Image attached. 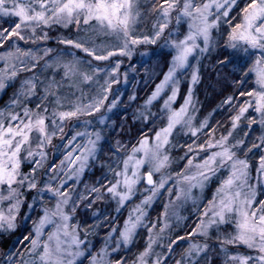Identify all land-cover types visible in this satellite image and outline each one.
Masks as SVG:
<instances>
[{"label": "snow or ice", "instance_id": "snow-or-ice-1", "mask_svg": "<svg viewBox=\"0 0 264 264\" xmlns=\"http://www.w3.org/2000/svg\"><path fill=\"white\" fill-rule=\"evenodd\" d=\"M137 56L155 68L163 56L167 70L129 115L137 97L125 101L121 87ZM205 61L233 88L221 102L227 128L212 114L197 120ZM9 88L0 235L31 226L20 247L0 250V264H168L186 237L174 264H264V0H0V93ZM129 120L147 131L123 139ZM177 133L191 143H174ZM177 148L186 162L172 171ZM98 162L102 176L85 181ZM188 202L195 227L173 237L175 208ZM142 228L145 247L129 261L121 250Z\"/></svg>", "mask_w": 264, "mask_h": 264}, {"label": "trees", "instance_id": "trees-1", "mask_svg": "<svg viewBox=\"0 0 264 264\" xmlns=\"http://www.w3.org/2000/svg\"><path fill=\"white\" fill-rule=\"evenodd\" d=\"M139 66V67H137ZM137 72L134 75V78L132 76L131 82L129 87L127 88V92L123 99L127 100V95L131 94L133 91H135L136 94V100L134 102H131V107L128 108L129 115L135 110V108L142 104L144 100L147 98L148 95H150L151 91L154 89L157 81L162 77L163 73L167 70L165 67V58L161 56L159 60V69L158 74L154 78H150L146 80L145 73H144V67H141V62H139V65H136ZM228 70L224 69L223 72L226 73ZM130 81V80H129ZM219 81V82H218ZM186 85L187 81L185 80L181 84V95L178 99V103H181L183 101V94L186 92ZM12 89L9 88L6 92L0 93V106H3L4 103H6L9 99V96L11 95ZM196 92V98L198 99L199 103L197 104V107L199 109L198 113L200 115H209L212 114V124H215L217 121L221 122L225 128L228 127V116H229V109L227 106H223L221 104L222 100L229 94H232L233 88L231 86V82L228 80H224L222 78V75H218L217 71L214 69L211 61H205L204 65L201 69V81L199 84L195 87ZM160 107V103H156L155 106L152 108L153 112H156ZM221 109V110H219ZM215 110V111H213ZM114 119H117L119 122V117L114 116ZM158 126H162L161 122H157ZM144 130L147 131V128L145 125L141 123H133L131 120L128 121L127 127L125 129V134L123 136V139L126 140H135L140 131ZM223 130V129H221ZM119 132H116L113 134V138H119L118 136ZM203 137H201V140ZM182 154L181 152H179ZM102 160L105 159V157L101 158ZM185 163V160H181L177 163L176 170H179L183 167ZM105 169L98 167V164L93 167L91 170L86 171L84 175V180H90L94 181L98 177L102 175ZM214 180L209 184L208 190H212V188L215 186ZM112 206H109L107 209H104V211H111ZM161 209V205L157 204L155 208L151 210V218L156 217L159 215ZM113 214V213H112ZM123 215L119 217L120 222H123ZM89 223H91V219H89ZM30 222L22 225L14 234H4L0 235V250L8 249L13 246L20 247L21 245L17 244V241L22 238L24 234L30 229ZM106 230L101 229L100 235L104 234ZM187 231H190V228L188 227ZM147 240V231L146 229H140L139 235L137 236L135 243L127 249V251L123 250L121 251V254L126 255L129 261L133 260L135 256L138 254L139 251H141L145 247V243ZM94 244L99 246V241L97 239H93ZM27 243L26 241L24 242ZM169 261V260H168Z\"/></svg>", "mask_w": 264, "mask_h": 264}, {"label": "rangeland", "instance_id": "rangeland-1", "mask_svg": "<svg viewBox=\"0 0 264 264\" xmlns=\"http://www.w3.org/2000/svg\"><path fill=\"white\" fill-rule=\"evenodd\" d=\"M146 59V58H145ZM139 62H140V57L139 56H137V57H135L134 58V60H133V63H135L136 65H139ZM155 64H156V61L154 60V61H152V62H149L148 64H147V67H144V75H145V78H146V80H148V79H152V78H154L157 74H158V69L159 68H155ZM127 67V62L125 63V65H124V67H122V71L124 70V68H126ZM137 67H139V66H137ZM155 68V71L153 72V69ZM134 75H135V73H130L129 74V84L128 85H126V86H122L121 87V91L122 92H124L125 94H126V92H127V88L129 87V85H130V82H131V78H132V76L134 77ZM160 79H162V77L160 78ZM159 79V80H160ZM159 80L157 81V83H159ZM156 83V84H157ZM196 87V86H195ZM186 93V92H185ZM185 93L183 94V96L185 95ZM182 93H180V95H181ZM163 95V94H162ZM195 96H196V92H195ZM180 97V96H179ZM179 97L177 98V101L175 102V104L173 105V107H179V105L181 104V103H183V101L181 102V103H178L177 104V102H178V99H179ZM159 103H160V105L163 103V99L161 98L159 101H158ZM158 102H154V105L156 104V103H158ZM200 109V108H199ZM219 110H221V109H219ZM228 113L230 114V110L228 111ZM205 116H208V115H200L199 113H197V120H199V119H203ZM212 119H213V116H211V121L210 122H212ZM159 122V121H158ZM160 123V122H159ZM162 124V123H161ZM163 126V125H162ZM79 130H82V129H79ZM116 132H119V129H117V131ZM115 138V137H114ZM113 138V139H114ZM174 143H178V144H180V145H183V144H185V143H191V139L188 137V136H184V135H182V134H179V133H177L176 134V136H175V140H174ZM179 152H181L182 154H180ZM171 155L176 159V163L172 166V171H179V170H176L175 168L177 167V163L179 162V161H181V159H179L181 156H183L184 155V149L183 148H177L176 150H174L172 153H171ZM105 159H107V157H105ZM186 162V161H185ZM98 164V167H99V162L97 163ZM105 171V170H104ZM104 173V172H103ZM102 173V174H103ZM102 176V175H101ZM100 176V177H101ZM99 178V177H98ZM96 180V179H95ZM94 180V181H95ZM87 182H89V183H92V182H94V181H90V180H86ZM214 182H215V184H216V181H215V179H214ZM210 184V183H209ZM216 186V185H215ZM215 186L212 188V190L215 188ZM208 187H209V185H208ZM208 187H207V189L205 190V192L203 193V196L205 197V198H210L211 197V192H212V190H208ZM196 194V190H194V195ZM167 199V197L165 196V197H161L158 201H156V203L153 205V207H152V209L153 208H155L156 206H157V204H160L161 205V209H160V213L163 211V203L165 202V200ZM135 202H138V199L135 201ZM131 206L132 205H129L128 207H125L124 209H122V211H121V213L119 214V217H121L122 215H123V219L127 216V214H128V211L130 210V208H131ZM151 209V210H152ZM102 210H104V209H102ZM175 211L177 212V214L182 218L180 221H179V223L178 224H176L175 223V220H173V223H174V225H175V227H174V229H173V232L172 233H170V235H172L173 237L175 236V235H185L188 231H187V229H188V227L190 228V231L192 230V228H194L195 227V223H196V221H197V214L195 213V211H194V208H193V205H192V203L191 202H188V203H186V204H183V205H179L178 204V206L175 208ZM170 212H171V209H170ZM159 213V214H160ZM113 215H116L114 212H113ZM157 217V216H156ZM156 217H153L152 219H155ZM122 219V220H123ZM103 229V228H102ZM106 230V229H105ZM101 231V230H100ZM100 233V232H99ZM103 237V235L101 234H98V235H96V236H94V237H91V239L93 240H95V239H97L98 241H99V246H97V247H100L101 246V238ZM193 239H196V238H193ZM188 240H189V238L188 237H186V239L184 240V241H180V242H178L177 243V245H174V248H175V251L172 253V256H170L169 257V261H168V264H174V259H179L180 258V254H181V252H182V250L184 249V248H186L187 247V244H188ZM147 241V240H146ZM93 243H94V241H93ZM146 244V243H145ZM122 251V250H121ZM157 251H159V249H157ZM217 264H218V262H217Z\"/></svg>", "mask_w": 264, "mask_h": 264}]
</instances>
